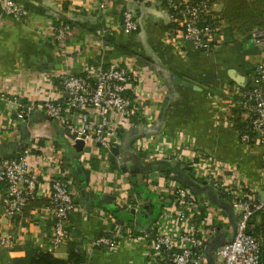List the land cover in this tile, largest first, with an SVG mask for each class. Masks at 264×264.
Here are the masks:
<instances>
[{"label":"crops","instance_id":"obj_1","mask_svg":"<svg viewBox=\"0 0 264 264\" xmlns=\"http://www.w3.org/2000/svg\"><path fill=\"white\" fill-rule=\"evenodd\" d=\"M13 1L26 8L29 16L25 20H16L2 15L0 0V91H6L8 95L20 93L24 101L38 102L57 92L60 88L58 75L63 71L78 73L84 66L110 65L114 57L131 56L144 73V92L154 94L144 101L158 111V116L170 101L165 121L169 133L192 136L198 150L236 165L244 182L264 200L263 152L256 143L239 142L234 122L236 113L244 122L249 121L242 106V94L252 83L253 69L264 60V47L257 45L252 34L231 30L226 21H221L217 48L207 55L183 38L182 28L173 20L172 9L166 0H110L107 21L100 14V0ZM181 1L185 0H175ZM222 8L223 0H216L212 11L220 13ZM126 10L133 12L140 21L137 31L126 32L121 27ZM62 19L69 21L73 29L64 46L60 47L54 40L53 26ZM111 39L116 45H110ZM155 59L170 76H179L199 88L174 81L168 88L154 68ZM169 94H172L170 100L167 99ZM17 110L16 102L0 100V156L15 154L19 143L34 139V145L39 149L35 150L31 163L41 185L38 197L25 209V216L12 219L6 214L5 186L0 183V238L15 235L13 247L0 244V264H11L13 259L24 257L30 246L50 252L54 213L50 206L47 175L53 170L47 168L46 163L51 157L59 159L60 173L70 176L77 194L76 207L70 213L71 238L64 247L51 253L67 258L70 245L75 243L77 251L84 255L83 264H146L143 243L124 242L119 251L111 255L100 249L91 251L90 246L96 237L111 228V216L118 218L114 210H120L122 216L119 218L123 222L129 220L128 216L140 229L148 227V221L143 225L139 220H150L147 213L134 216L126 206L131 187L137 181L136 172L142 171L141 165L154 164L156 168L158 162H143L132 147L131 152L138 158H128L126 167L129 170L125 172L121 167L122 155L111 152L121 168L113 169L108 157L101 153L102 146L86 145L82 152H77L74 139L62 126L41 114L16 123ZM83 155L88 156V163L81 161ZM93 158L101 160L98 169L91 168ZM172 163L178 168L176 177L194 183L197 188L206 187L186 176L178 161ZM155 168L144 172L142 182L154 194L157 191L147 180L151 178L156 185L165 180V174ZM88 169L90 178L87 181L83 172ZM98 177L107 185L105 188H96L94 182ZM176 177L175 180L183 183ZM135 197L143 202V206H148L147 209L143 207L144 210H150L151 201L138 198L137 194ZM215 197L211 198L214 204ZM219 201L230 217L232 228L224 227L217 236L210 238L206 264H219L216 250L232 238L233 226L237 223V212L231 204ZM122 202L123 207H120ZM101 209L107 214H100ZM262 214L253 218L255 224H260Z\"/></svg>","mask_w":264,"mask_h":264},{"label":"built area","instance_id":"obj_2","mask_svg":"<svg viewBox=\"0 0 264 264\" xmlns=\"http://www.w3.org/2000/svg\"><path fill=\"white\" fill-rule=\"evenodd\" d=\"M1 2L2 15L16 20H25L29 16V11L13 0ZM109 2L100 0L99 3L100 14L106 21L107 18L109 20ZM167 3L173 11V20L182 28L183 38L204 54L214 52L219 28L205 23L204 18L212 12L213 0H167ZM121 27L126 32L137 31L136 15L129 10L124 11ZM53 28L54 40L60 47L64 46L73 26L62 20ZM252 36L257 45L264 47V30H256ZM139 68L131 56L114 57L108 66L88 65L78 73L63 71L58 75L60 88L44 100L28 102L20 93L8 95L6 91H0V100L18 104L16 123L41 114L62 126L70 136L76 135L75 142L82 139L85 145H99L111 153L113 147L122 145V132L134 127L152 126L158 118V111L144 101L154 94L144 92L145 76ZM251 75L252 83L242 94V106L249 116V124L246 131H237L238 140L247 145L254 141L261 148L264 160V60ZM169 132L164 127L157 134L135 139L132 147L143 162L178 161L200 184L209 186L214 181L211 189L219 199L229 202L238 216L232 238L216 250L219 264H261L264 237L256 233L257 224L253 218L264 213V200L244 182L236 165L224 162L215 154L198 150L192 136H173ZM38 149L31 139L12 158L0 156V183L5 186L3 201L6 214L12 219L23 218L29 202L38 197L41 179L33 171L31 163ZM81 161L88 163V156L83 155ZM46 166L53 170L47 178L50 206L54 213L49 250L55 252L71 238L70 213L76 207L77 194L70 176L60 173L58 158L51 157ZM97 179L94 182L96 188L107 186L99 177ZM147 181L160 195L162 209L158 219L150 227L140 229L136 221L120 223L112 215L111 228L95 238L90 250L100 249L111 255L119 251L124 242L134 241L145 245L146 264H206L210 238L217 236L224 227L232 228L224 208L214 204L207 193H195L172 177L165 176L164 183L160 185L154 184L151 178ZM119 205L123 207V202ZM143 207V202L135 199V202H128L126 209L140 214ZM99 213L107 214L103 209ZM14 243L13 234L0 238V244L6 248L13 247Z\"/></svg>","mask_w":264,"mask_h":264},{"label":"trees","instance_id":"obj_3","mask_svg":"<svg viewBox=\"0 0 264 264\" xmlns=\"http://www.w3.org/2000/svg\"><path fill=\"white\" fill-rule=\"evenodd\" d=\"M193 1L198 2L200 0H193ZM215 1L216 0H213V2ZM204 18L206 20L205 23H210L215 27L219 28L221 21H226L229 24V29L252 34L256 30H264V0H223V8L220 13H216L212 11L209 14L205 15ZM60 21L57 23H60ZM65 21L66 23L71 24L69 23V21L67 20ZM109 43H111L110 45L113 44L116 45L113 39H111ZM126 52L129 54L138 55L137 53L130 50H126ZM240 111H242V107ZM234 122L237 131L244 132L247 130L249 122H244L240 114L236 113L234 117ZM124 133L125 132H122L121 137L124 136ZM252 135L254 134L252 133ZM251 143H254V141H252ZM108 152L109 151L106 148L101 147V153L103 155H106ZM108 159L110 160L113 169L120 168L115 156L110 152L108 154ZM100 163H101L100 159L93 158L91 168L93 167L94 169H98L100 167ZM183 167L186 171L185 173L187 174V176L189 178L194 179V177L190 174L189 169L185 166ZM155 169H160L167 178L176 177L178 171V168L172 166L170 163H168V161L158 162V165H156ZM83 174L88 181V179L90 178V169L85 170ZM134 180H136V178H134ZM150 191L151 190L148 188V186L145 183H140L138 186L133 184V187H131L130 190V196L128 200V202L130 203L135 202V199H137L135 195L137 194L138 198L141 197L144 200H147L149 202L151 201L149 207L151 210H154L153 216H151L150 220H145V218H139L140 223L143 225L145 221L146 222L148 221V227H150L153 224L152 223L153 220H155L160 216L162 209V205L160 202L161 201L160 195L157 193L154 194L152 193V191L151 192ZM222 197L225 196L223 195ZM35 200L36 199L30 201L29 204L31 202L33 203ZM119 211L118 210L113 211L115 216L118 218L122 216L119 213ZM127 218L129 219L128 221L130 223H133L134 221L133 219H131L128 216ZM256 233H260L264 237V213L262 214V220L260 224L256 225ZM76 247L77 246L75 243L71 244L69 247L68 257L59 258L56 257L51 252L30 246L29 249L27 250V254L24 257L13 259L11 261V264H83L84 255L79 251H77ZM261 264H264V248L262 253Z\"/></svg>","mask_w":264,"mask_h":264},{"label":"water","instance_id":"obj_4","mask_svg":"<svg viewBox=\"0 0 264 264\" xmlns=\"http://www.w3.org/2000/svg\"><path fill=\"white\" fill-rule=\"evenodd\" d=\"M138 23H140V21ZM107 37L109 38V36H107ZM155 60H156V64H154V68L157 70V72L160 75H162V77L164 78L163 80L166 82L168 88L171 87L173 81L175 83H183V84H186L188 86H192V87H194L196 89L199 88L194 83H192L190 81H187V80H183L179 76H170L168 74V72L162 67L160 61L158 59H155ZM171 95L172 94H169L167 96L168 100H170L172 98ZM169 103H170V101H168V103L165 105L166 106L165 108L163 107L164 109L159 114L158 118L156 119L155 123L152 126H143V127H139V128L134 127L131 130L126 131L124 133V136L122 137V145L120 147H113L112 148L111 152L113 154L122 155V158H120L119 162H120L121 167L123 168V170L125 172L129 170L126 167V161L128 160V158H130V157H132L133 159H137L138 158L131 152V148H132L134 140L137 139V138H140V137L149 136V135H152V134H157L165 127V121H166V115H167V109L169 107ZM71 137L73 139H75L76 135H73ZM25 146H27V142L26 141H22L21 143L18 144V148H19L18 150L23 149ZM85 146H86L85 142L82 139H77L76 142L74 143V147L76 148L77 152H82L84 150ZM2 156H4L5 158H12L14 156V154L13 153H9V154H4ZM155 162H164V161H155ZM168 163H170L172 166H174V164L172 162H168ZM178 165H180V164H178ZM154 167H155L154 164H145V165L143 164V165H141V170L142 171L139 170V171L136 172V171L132 170L133 173L136 172L135 176L137 178V181L135 182V185L138 186L140 183H142L143 179H144V175H145L144 172H150L151 170L154 169ZM179 167H181L180 169L183 170V172H186L183 166H179ZM185 175L187 176L186 173H185ZM176 178H178V177H176ZM178 179H180L186 186L192 188L195 191V193H207L212 199H213V197H215L214 194H213L214 191L211 190V188H213L212 186L215 185L214 181H211L210 185L206 186L205 188L200 187V186H199V188H197L198 186H196L194 183L185 181L182 178H178ZM219 200H222V199H219L218 197H215V201H216L217 205H220L219 204L220 203ZM222 201L225 202V200H222ZM144 208L147 209L148 206H144ZM131 213L133 215L137 214V212L135 210H132ZM139 213L141 215H144L145 213H147V215L149 217H151L154 214V210L150 209V210L146 211V210L143 209V211H141ZM157 219L158 218L153 220L152 223H154ZM119 221H120V223H123L122 219H120Z\"/></svg>","mask_w":264,"mask_h":264}]
</instances>
